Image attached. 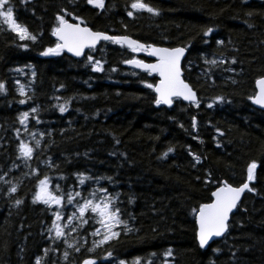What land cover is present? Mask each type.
Listing matches in <instances>:
<instances>
[{
	"label": "trees",
	"instance_id": "trees-1",
	"mask_svg": "<svg viewBox=\"0 0 264 264\" xmlns=\"http://www.w3.org/2000/svg\"><path fill=\"white\" fill-rule=\"evenodd\" d=\"M60 19L185 48L198 102L158 103L141 50L56 52ZM262 78L264 0H0V264H264ZM253 166L202 250L199 209Z\"/></svg>",
	"mask_w": 264,
	"mask_h": 264
},
{
	"label": "water",
	"instance_id": "water-1",
	"mask_svg": "<svg viewBox=\"0 0 264 264\" xmlns=\"http://www.w3.org/2000/svg\"><path fill=\"white\" fill-rule=\"evenodd\" d=\"M55 37L59 42L55 51L64 52L76 59L82 58L87 50L97 48L102 41H115L131 50H141L145 52L150 62L132 59L127 61L125 66L149 72L157 77L154 93L158 103L166 108H172L174 100H181L187 104L198 102L197 93L184 79L183 62L187 50L183 47L147 46L129 37H112L62 19ZM255 88L256 94L252 104L264 111V78L256 82ZM254 172L255 167H252L251 177ZM251 177L240 187L223 184L213 192L212 202L199 209L196 216L197 241L202 250H206L212 243L225 236L232 214L250 188ZM83 264L92 263L87 261Z\"/></svg>",
	"mask_w": 264,
	"mask_h": 264
},
{
	"label": "rangeland",
	"instance_id": "rangeland-1",
	"mask_svg": "<svg viewBox=\"0 0 264 264\" xmlns=\"http://www.w3.org/2000/svg\"><path fill=\"white\" fill-rule=\"evenodd\" d=\"M8 19H9V23L13 26L14 29H16L23 36L27 35V33L24 31L23 28H21L20 26L15 24V22L13 21V18L10 15H9ZM47 187H48V184L45 182L39 188L38 196L41 197V199H43V200L44 199L45 200H48V199L51 200ZM56 202H57V200H56Z\"/></svg>",
	"mask_w": 264,
	"mask_h": 264
}]
</instances>
